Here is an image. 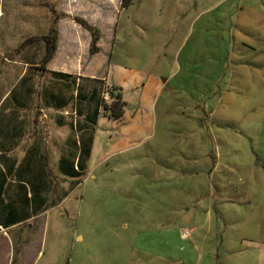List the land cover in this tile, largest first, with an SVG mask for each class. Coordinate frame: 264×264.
I'll return each mask as SVG.
<instances>
[{
  "label": "rangeland",
  "instance_id": "1",
  "mask_svg": "<svg viewBox=\"0 0 264 264\" xmlns=\"http://www.w3.org/2000/svg\"><path fill=\"white\" fill-rule=\"evenodd\" d=\"M259 4L264 14V0H132L125 8L121 0H0V46L47 33L51 7L97 16L100 58L125 88L124 117L96 126L95 154L76 175L66 210L52 214L53 253L48 245L39 264H264V184L242 170L264 167V88L237 106L222 98L234 77L238 7L247 13ZM217 42L225 57L216 73L195 55ZM89 49L83 54L93 59ZM44 52L37 40L23 54L48 87L54 77L40 65ZM63 84L67 93L78 88ZM111 85L80 82L107 102Z\"/></svg>",
  "mask_w": 264,
  "mask_h": 264
},
{
  "label": "crops",
  "instance_id": "2",
  "mask_svg": "<svg viewBox=\"0 0 264 264\" xmlns=\"http://www.w3.org/2000/svg\"><path fill=\"white\" fill-rule=\"evenodd\" d=\"M243 8L239 5L236 16L235 25L240 29H234L240 39L234 32L231 35L230 67L234 77L222 96L236 106L240 101H252V96L264 88V14L260 12V4L257 9L250 6L247 13L242 12ZM77 15L101 28L97 16L86 12ZM65 18L58 23L60 38L57 51L47 64L50 71L75 76L76 86L81 81L98 78L117 83L108 78L107 59L100 58L104 36L101 29L99 51L92 59L83 54L90 48L91 33L73 19ZM248 31H257L256 38L252 39ZM65 32L70 34L69 38ZM193 35V30L185 34V45ZM26 47L0 46V264H39L48 245L53 253L54 247L48 242L52 214L56 209L59 213L66 210L65 204L81 182L76 180V171L81 172L90 163L97 146L91 135L89 107L86 108L85 102H77L78 89L72 88L67 93L62 88L64 82L55 78L47 80L49 86L45 87L44 76L29 71L32 64L23 54ZM219 49L222 48L217 42L208 55L198 53L195 60L205 61L206 67L215 68L217 73L225 57ZM251 51L259 52L260 56L252 58ZM249 70L258 75L255 82L249 77ZM235 75L239 77L235 79ZM234 82L238 88L233 86ZM134 84H140L139 78H134ZM242 87L248 90L242 91ZM82 92L85 95L86 88ZM87 94L90 97L91 88ZM227 111L234 116L236 108ZM103 117H98V126ZM242 170L249 175L250 182L258 178L259 185L264 184V167L251 163Z\"/></svg>",
  "mask_w": 264,
  "mask_h": 264
},
{
  "label": "trees",
  "instance_id": "3",
  "mask_svg": "<svg viewBox=\"0 0 264 264\" xmlns=\"http://www.w3.org/2000/svg\"><path fill=\"white\" fill-rule=\"evenodd\" d=\"M131 1L132 0H121V8L127 7L131 3ZM50 12H51V22L47 33L40 36L29 37L20 44L21 47H25L31 44V42L33 41H37V40L42 41L45 47L44 57L42 60L43 66H46L53 59L57 51L59 38H60L58 23L60 19L65 17L72 18L75 22L79 23L81 26H83L91 33L92 41L89 49L90 54H95L99 51L98 42L102 34L98 27L89 23L85 18L80 16L71 17L65 13L57 14L56 10L53 7L50 8ZM49 73L53 74V77L59 81L65 83L70 82L74 86L77 85L76 77L73 75L62 72H54V71H49ZM102 81L104 80L101 79L90 80L91 83L102 82ZM77 89H78V93H77L78 104H83L85 102L86 108L90 107L89 115H90L92 138L96 129L98 117L100 115H103L104 117H107L112 120H120L122 117H124L126 101L124 100L123 88L121 86L112 84L110 86V89L107 90V93L109 94V97L111 99L110 102L99 99L98 97L99 91L96 88L91 89L90 97H88L87 89L85 95L83 94L82 92L83 87L80 86V84L78 85ZM85 168L86 167H82L81 172L76 171V175L83 174Z\"/></svg>",
  "mask_w": 264,
  "mask_h": 264
},
{
  "label": "built area",
  "instance_id": "4",
  "mask_svg": "<svg viewBox=\"0 0 264 264\" xmlns=\"http://www.w3.org/2000/svg\"><path fill=\"white\" fill-rule=\"evenodd\" d=\"M189 235H190V232H189L188 229H183V230H182V236H183V237H187V236H189Z\"/></svg>",
  "mask_w": 264,
  "mask_h": 264
}]
</instances>
